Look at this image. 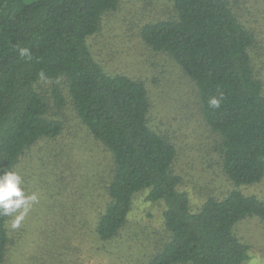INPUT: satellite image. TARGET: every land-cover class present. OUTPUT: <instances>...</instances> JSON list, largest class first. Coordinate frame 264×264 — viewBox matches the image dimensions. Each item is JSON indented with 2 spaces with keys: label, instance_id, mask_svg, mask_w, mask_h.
<instances>
[{
  "label": "trees",
  "instance_id": "trees-1",
  "mask_svg": "<svg viewBox=\"0 0 264 264\" xmlns=\"http://www.w3.org/2000/svg\"><path fill=\"white\" fill-rule=\"evenodd\" d=\"M120 0H0V174L40 138H57L62 124L48 118L35 88L40 79L63 80L68 102L92 137L110 153L108 203L95 236L112 240L127 223L133 197L162 206L168 239L146 264H243L249 247L235 225L256 217L264 223V200L234 190L208 198L195 211L172 170L175 148L147 124L149 102L142 83L106 75L93 61L86 39ZM175 17L144 25L141 41L167 55L192 82L200 113L218 137L214 147L222 174L234 186L264 176V93L255 77L253 36L225 0H173ZM27 48L30 58L21 57ZM64 106L59 87L51 90ZM220 106H209L211 97ZM8 218L0 216V264L9 243Z\"/></svg>",
  "mask_w": 264,
  "mask_h": 264
},
{
  "label": "rangeland",
  "instance_id": "rangeland-1",
  "mask_svg": "<svg viewBox=\"0 0 264 264\" xmlns=\"http://www.w3.org/2000/svg\"><path fill=\"white\" fill-rule=\"evenodd\" d=\"M225 1L253 36L249 54L264 93V0ZM174 17L173 0H120L116 11L102 16L86 46L104 74L127 76L144 86L147 124L175 148L172 170L181 178L179 190L187 193L191 212L206 199H222L234 190L264 200V176L237 187L226 181L214 149L219 139L203 122L194 85L171 58L141 41L144 25ZM53 85L64 95L61 109L54 105ZM35 88L48 106V118L59 121L62 132L55 139L40 138L15 165L24 191L35 194L37 202L19 228L13 229V217L8 218L2 264H146L168 239L162 206L147 202L145 192L137 193L118 234L108 242L98 240L94 230L108 203L110 153L78 119L63 80L40 79ZM234 230L249 247L243 264H264V223L250 217Z\"/></svg>",
  "mask_w": 264,
  "mask_h": 264
},
{
  "label": "clouds",
  "instance_id": "clouds-1",
  "mask_svg": "<svg viewBox=\"0 0 264 264\" xmlns=\"http://www.w3.org/2000/svg\"><path fill=\"white\" fill-rule=\"evenodd\" d=\"M21 57L30 58L27 48H20ZM209 106L218 108L220 99L211 97ZM37 202L35 194L27 195L23 189V178L16 170H9L0 174V216L13 217L11 227L19 228L21 222L25 219L30 211L31 205ZM255 264V261H253Z\"/></svg>",
  "mask_w": 264,
  "mask_h": 264
}]
</instances>
